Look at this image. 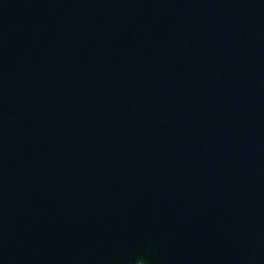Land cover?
I'll list each match as a JSON object with an SVG mask.
<instances>
[{
    "label": "water",
    "instance_id": "95a60500",
    "mask_svg": "<svg viewBox=\"0 0 264 264\" xmlns=\"http://www.w3.org/2000/svg\"><path fill=\"white\" fill-rule=\"evenodd\" d=\"M192 3H193L192 9H194V10L197 9V11H198L197 14L200 15L199 18L191 20L192 24L194 26H199V25H201V21L206 20V22L201 26H204L207 31L217 30V31L223 32V28L226 27L225 21L230 16H233L234 23L235 24L237 23L236 28H240V27H242L241 23L244 22L243 19L251 17V16H253L254 18L257 19L259 17V15L262 17V15L264 14V0H179V5L183 6V7H189L190 8L192 6ZM247 3H249V5ZM154 6L157 9L156 3H154ZM173 6L175 7L176 3H174ZM198 7H199V9H198ZM72 8H73V6L67 2V4H66L67 11L66 12L62 11L61 15L64 16L67 13L72 14L73 13ZM162 8L165 9V11H163L162 14H160L162 19L161 18L159 19V23H161L162 26L166 25V28H162V30H164V31L167 30L169 27H173V26H171L172 22L178 23L179 19H182L177 15H183L184 16L183 19H187L185 17V15H193V13H190V12H187V13L177 12V13L173 14L174 18H170V17H167V15H166L168 8L166 6H163ZM224 13L228 16H223L222 14H224ZM257 21H259V20L257 19ZM150 26L148 28L149 32L157 31V30H153V28L150 29ZM98 30L103 32L102 27H99ZM83 33H84V31L79 32V36L83 35ZM162 34H165V33L162 32V33H159L156 37H153L155 40L147 43V45L142 50L143 53L151 52L152 46L156 43V41H157V43L159 41L158 36H161ZM71 36H72V34H71ZM83 36H81V39L84 38ZM101 37L104 38L103 40H105V39L110 40V38L108 36L102 35ZM125 41H126V39L124 37H122L121 42L118 43L119 44L118 48L124 47L125 49H127V47H129V46L126 45ZM143 41H145V40H143ZM218 41L221 43H227L222 50L225 53L224 66L232 71V77L229 80H224L222 82L224 89L219 91V96H225V98H229L231 96L232 90L234 92V90H236V88L238 87V84H239L238 75L240 74V69L242 68V62L247 56L248 45L246 43H244L243 45L234 48L233 52H229L230 47H229V44L226 41V39L224 37H221L218 39ZM143 46H144V43L138 44L139 49H142ZM157 50H159V48ZM116 55L118 57L120 56L119 51H117ZM233 55L236 56L235 60H230V58ZM227 59H229V60H227ZM52 63L53 64H51V65L54 66V69H55L54 73H55V76L57 77V79L61 78L64 80V68L62 66V65H64L63 61L58 60V62L53 61ZM132 63H134V61H132ZM134 65H137V64L134 63ZM231 65H233L235 67V69L232 68ZM5 66H11V63L6 62ZM1 68H3V67L1 66ZM220 69L221 68L216 69L217 70L216 73H223L225 71L224 69H222V70H220ZM2 70H5V69H2ZM36 76H38V75L36 74ZM14 77H16V76H14ZM12 81L13 80H9L10 83H12ZM20 81H22V83H18V84L21 85L22 87L31 88V84L29 82H26L21 78H20ZM65 82H66V80H65ZM140 83H143V82H140ZM212 84H214V83H212ZM41 85H43V84H41ZM65 88H68V87L65 86ZM32 89L36 93V97L34 99H32V101L34 102L32 104L34 106L32 107V110L30 112L31 113L30 116L32 118L30 123H32L33 120H35L37 117L41 118L42 120H44V117H47V114L44 111L40 112V110L37 108L38 105H41L40 102L43 103L41 105L42 108L46 107L45 102H47L50 107H51V105L54 104L56 111L59 108L57 107L58 106L57 104L55 105L53 100H59V102L61 104H64L66 106V104L64 103L65 98H64V96L61 97L60 93L57 92L56 94H53L54 96L52 97V99L50 98L51 102L53 103V104H51V103H49V100H50L49 96L46 95L44 92V87H38V88H32ZM52 92H55V91H52ZM66 96L68 98H71V95L69 93H67ZM16 102H17L16 103L17 105L19 104V107H12L11 108L12 110L20 108V106H21L20 104H21L22 100H18ZM140 103H139V105H140ZM167 106L170 107V105H167ZM171 106L178 108V106H175L174 104H172ZM133 108L136 109V107H133ZM151 112H149V113H151ZM144 116L146 117V119H156L154 124L147 125L150 128L145 129L144 132L146 133L145 136L150 137V139H151L150 144H153V146H155V149L157 150L162 146V144L164 142L163 138H160L159 136H157V133L160 132V130H159L160 121H158L159 115H158V113H155V115H151V116L144 115ZM163 119L170 120L172 118L163 117L162 118V125H163ZM70 120H75V121L70 122ZM62 121L64 123V124H62V127L64 128V130H65L64 133H66L67 136H73L74 131H76L77 129H80V127H81V122L78 121L77 119H73L71 117L64 118ZM33 124L36 125L38 123L33 122ZM172 128H175V126L173 125ZM73 139L76 140V138H74V137H73ZM121 163L123 165V159H122ZM145 170H146V168L142 169V170L136 169V171H140V172H143ZM112 172H114V171H112ZM228 172L229 171H226L223 175L220 176L219 181L223 180L221 183H226V182L232 181V177L234 175L233 174L229 175ZM123 173H124L123 170H121L120 174H123ZM258 176L259 175H255L254 177H258ZM156 177H157L156 175L147 176L145 178L147 180L145 185H148L149 183H151L155 187L156 186L155 183L157 180ZM240 183H245V180H241L239 182V184H238L239 188L241 187ZM193 184H195V183H193ZM232 185L233 186L228 188L229 190H232L235 187H237L235 182H233ZM195 187H196V185H195ZM120 188H122V187H120ZM116 189H117V187L113 188V191H115ZM146 192L150 193V190L147 186H146ZM118 193L126 195V193L119 192L117 190L112 195V198H114L113 199L114 201L118 200V198H117ZM233 193H237V192L233 191ZM188 194L189 193L187 192V190H185L184 195L181 194V196L174 198V199H178L177 202L180 204H177L173 198H170V202L174 201L175 203L170 206L171 210L168 211L169 213L168 212L165 213V219H164L165 222L163 223L165 226V229L162 228V231H165L166 234L172 233L173 235H176L178 233H182L183 232V231H181L182 229L187 228V230L185 232H192L194 230H189V229H194L195 224H197L198 227H202L200 225V223L204 222V220H206L208 222L209 232L211 234H213L212 235V241L214 239L215 242H218V244L224 245V244H221L222 242L218 241V239H221V236L218 234H214L216 232V228L218 226H219V229L221 231H223V226H224V222L222 220H220L217 217L216 212L213 209H211V208H213V205L216 206L218 202L208 203L206 201V199L203 198L204 197L203 194H196V193L192 192L191 194L193 196H195L194 198H189L188 196H185ZM244 201H247V200H244ZM106 204H109V203H106ZM166 205H168V204H166ZM186 216L188 218H190L191 223L183 225L182 224V218H184ZM192 216H195V218H192ZM160 240L165 241V239H163V238H160ZM151 244H154V243H151ZM243 247H245V248H242V250L244 252H248V250L246 249V245H244ZM204 250H207V249H204ZM233 255L234 254H233L232 250H229L226 257L233 260ZM244 257H247V256L244 255Z\"/></svg>",
    "mask_w": 264,
    "mask_h": 264
},
{
    "label": "clouds",
    "instance_id": "9594fccd",
    "mask_svg": "<svg viewBox=\"0 0 264 264\" xmlns=\"http://www.w3.org/2000/svg\"><path fill=\"white\" fill-rule=\"evenodd\" d=\"M137 264H143V262L142 261H138Z\"/></svg>",
    "mask_w": 264,
    "mask_h": 264
}]
</instances>
